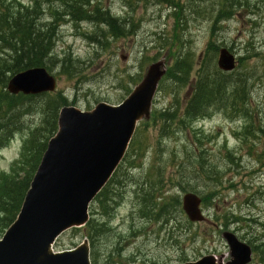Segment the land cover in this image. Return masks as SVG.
Wrapping results in <instances>:
<instances>
[{"label": "rangeland", "instance_id": "374dc122", "mask_svg": "<svg viewBox=\"0 0 264 264\" xmlns=\"http://www.w3.org/2000/svg\"><path fill=\"white\" fill-rule=\"evenodd\" d=\"M18 1L24 5L32 6L36 2L45 5V0ZM219 1L96 0L102 10L110 11L126 24L129 33L122 38L103 36L102 31L108 27L102 23L66 21L59 26L54 55L60 61L68 57L74 60V68H70L73 76L65 74L63 66L51 67L49 72L58 83L50 96L61 93L68 101L67 106L92 111L100 103L118 105L147 76L151 67L157 65L164 70L151 113L137 126L129 163L121 165L110 185L114 200L110 201L113 204L110 211L106 214L97 199L91 205V220L98 227L104 225V230L91 243L96 264H183L208 255H214L218 264H227L231 252L224 238L226 232L234 233L245 242L254 233L262 239L260 243L264 242V199L255 196L257 187L264 181V167L256 166L248 155V148L234 135L243 127V122L214 110L210 117L195 122L192 128L174 126L166 133L161 124L149 118L155 110H164L172 104L184 105L190 94L188 86L176 88L167 79L173 55L180 48L194 53L192 80L195 72L204 67L205 53L213 42L219 49L227 48L237 56L238 73L254 77L250 81L252 97L264 126V0H246L243 8L245 0H241V6L236 4L229 9L228 19L214 22ZM48 17L46 11L43 19ZM92 36L101 41L96 42ZM239 57H244L242 63ZM180 111L181 107L177 114ZM42 117L38 112L25 116L24 131L0 153V178L11 171L20 157L27 127L41 124ZM227 150L239 156L237 164L228 165L224 160ZM202 152L207 162L225 173H222L224 187L220 191L222 200L216 204L209 201L204 204L202 199L201 210L207 221L192 223L182 209L184 194L193 188L196 190L191 192L202 198L212 186L210 181L193 174L200 170L195 159L200 160L198 156ZM153 183L160 184L162 189L155 192L154 209L149 208L143 216V197ZM159 197L164 201L179 198L180 205L172 211L169 220L158 217L164 202H158ZM231 218L241 221L229 222ZM225 221L229 222L227 226ZM85 239L79 230L70 229L58 238L54 250L74 249ZM251 264H261L257 254Z\"/></svg>", "mask_w": 264, "mask_h": 264}, {"label": "trees", "instance_id": "16d2710c", "mask_svg": "<svg viewBox=\"0 0 264 264\" xmlns=\"http://www.w3.org/2000/svg\"><path fill=\"white\" fill-rule=\"evenodd\" d=\"M95 1L45 0V5L36 2L35 5L31 6L24 5L18 0H0V151L11 143L15 135L24 131L26 128L25 116L36 112L43 116L41 124L33 128L27 127L28 132L23 139L21 157L13 164L10 173H4L0 178L1 229H7L17 218L42 156L47 149L48 142L58 131L59 112L61 108L68 105L66 97L61 93L54 97L50 96L51 94L39 96L12 95L7 91V84L13 75L37 67H44L51 71L53 66L59 68L63 66V72L70 77L73 76L70 68L73 67L74 60L68 57L60 61L54 55L61 22L102 23L108 27L107 31H102L103 36L111 34L114 38L125 37L129 33L126 24L112 15L110 11L102 10ZM241 3V0H220V7L214 16V22H219L220 18L228 19L230 17L229 9L236 4L241 6ZM246 5L247 1L245 0L241 8ZM175 7L178 8L179 6L176 5ZM46 11L50 17L43 19ZM179 12L180 10L177 11V13ZM90 38L96 42L101 41L99 38L94 39V36ZM218 51L219 47L210 42L205 53L204 67L199 68L191 80L195 64L194 53L183 51L180 48L178 53L173 55V63L168 68L167 79H171L176 88L188 86L190 88L188 99L184 105L182 103L180 106L172 104L164 110H155L150 119L152 122L161 124L167 133L174 126L177 129L189 126L192 128L195 122L210 117L214 110H220L227 118H238L243 122V127L234 135L243 146L248 148V155L256 166L263 168L264 126L252 97L250 81L254 77H247L236 70L231 73H223L218 70L216 66ZM243 59L244 57H239V62L242 63ZM179 107H181V111L180 114H177ZM210 139L211 136L208 140ZM197 141L202 143L201 139H197ZM134 143L136 140L134 142L132 140L130 150L122 165L129 163V158L134 152ZM201 154L198 156L200 160L195 159L200 170H195L193 174L196 178L201 177L212 184L209 193L202 196L203 203L206 204L209 201V203L216 204L222 200L220 191L224 187L223 172L215 165L207 162L203 152ZM137 155L139 156V154ZM238 157L227 150L224 160L228 162V165H235L239 162ZM119 168L121 169L122 166L120 165ZM118 173L119 169L114 177ZM114 177L97 197V201L101 203L106 214L113 205L110 201L114 202L110 192V185L114 181ZM229 185L232 186V184ZM161 189L160 184L149 185V192L143 197L144 208L141 210L143 216L149 212V208L154 209L156 205L155 192ZM195 190L192 188L189 192ZM246 193L250 192L247 190ZM255 196L264 199V181L257 187ZM157 201L162 202L164 199L159 197ZM247 202L252 205L251 200ZM179 205V198L164 201L158 217L169 220L172 211ZM232 215L230 213L229 217ZM238 220L241 221L240 218L236 220L231 218L229 222L239 223ZM225 222L224 226H227L229 222ZM75 230L83 233L91 244L104 230V225L98 227L93 220H89L84 227ZM260 240H262L260 237L251 233L247 243L253 248L254 254H257L261 264H264V242L260 243ZM93 258L92 253V260ZM93 264H96L94 260Z\"/></svg>", "mask_w": 264, "mask_h": 264}, {"label": "water", "instance_id": "95a60500", "mask_svg": "<svg viewBox=\"0 0 264 264\" xmlns=\"http://www.w3.org/2000/svg\"><path fill=\"white\" fill-rule=\"evenodd\" d=\"M217 64L221 71L232 72L236 57L222 48ZM163 74L159 66L151 67L119 105L100 103L91 112L75 107L61 110L58 133L48 143L16 221L0 241V264H92L88 241L60 253L51 248L66 230L88 222L90 204L121 163L138 122L149 113ZM55 89V77L42 67L15 74L7 85L12 95L35 96ZM182 202L191 222L206 221L197 194L187 193ZM224 238L232 256L228 264L251 262L247 243L231 232ZM184 264L218 263L215 256H206Z\"/></svg>", "mask_w": 264, "mask_h": 264}]
</instances>
